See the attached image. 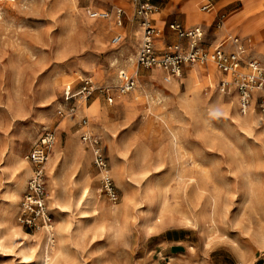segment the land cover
Instances as JSON below:
<instances>
[{"label":"rangeland","instance_id":"rangeland-1","mask_svg":"<svg viewBox=\"0 0 264 264\" xmlns=\"http://www.w3.org/2000/svg\"><path fill=\"white\" fill-rule=\"evenodd\" d=\"M240 1L244 8L249 0ZM259 4L261 11L243 12L250 17L238 37L246 50L243 73L252 60L264 62V0L253 3ZM237 7L234 1L217 19ZM119 9L126 12L121 27ZM128 16L125 4L114 6L110 0H0V264H35L44 247L53 264H216L223 253L234 264H264V249L256 242L257 235H264V95L254 90L244 113L232 86L230 93L221 91V82H231L233 76L216 69L213 54L216 48L235 53L226 50L231 40L209 51L211 62L199 67L201 77L195 66L169 84L162 71L138 68L139 48L123 55L124 40L112 44L115 37H124ZM109 20V31L97 29ZM197 27L204 31L208 50L206 31ZM248 37L259 42L252 39L250 46L242 40ZM155 46L160 52L175 50L158 41ZM247 58L252 59L243 61ZM120 72L137 80V90L120 93ZM215 73L222 80L214 81ZM86 80L92 82L93 95L67 102V88L75 94ZM96 95L107 105L92 103ZM126 99L131 102L123 108ZM153 109L159 117L149 124ZM66 120L70 124L64 128ZM165 122L172 126L175 142ZM46 132L56 137L46 165L53 216L49 231L26 228L20 213L32 175L26 157ZM85 135L100 142L117 203L101 192ZM57 144L64 156L54 162ZM20 159L29 169L23 182L16 173ZM87 197L98 207L87 205ZM79 203L86 204L88 213L76 236ZM216 209L217 224L208 231L204 222ZM14 233L28 235L23 253L13 245ZM181 241L185 250L172 245Z\"/></svg>","mask_w":264,"mask_h":264},{"label":"built area","instance_id":"built-area-1","mask_svg":"<svg viewBox=\"0 0 264 264\" xmlns=\"http://www.w3.org/2000/svg\"><path fill=\"white\" fill-rule=\"evenodd\" d=\"M136 6L137 16L140 18L142 37L137 53V66L147 70H161L167 79L177 80L182 76L184 68L195 66L208 67L211 58L210 53L205 49L204 31L196 27L187 31L181 26L172 24L171 30L175 31L180 38L189 41V48L186 52L176 46L173 52H160L156 49L157 30L151 21V14L155 11L153 0H130ZM203 11H210L211 6L202 8ZM125 12L117 10L118 26L123 25ZM106 19L107 15L97 16ZM121 37L113 39L112 44L118 45ZM243 52V50L241 49ZM213 62L216 69L226 75L233 76L231 82H222L221 91L230 93L229 87H233L237 92L240 109L246 112L250 107L254 90L264 89V62L252 60L246 64L247 72L243 73V62L239 53H227L221 48H216L213 54ZM119 91L122 95L132 92L136 87L134 77L125 72L119 74ZM94 93V88L90 80H86L81 90L73 93L71 88H67L65 100L73 101L75 98L87 100ZM75 109H72L74 112ZM83 141L90 148L93 156V166L101 176V192L112 202L119 201V194L114 181L110 175V167L107 158L101 149L100 142L95 136L85 135ZM56 142V137L52 132H46L33 146L31 152L26 157V161L31 164L32 175L28 181L26 192L20 203V213L22 225L29 229L51 230L53 227V216L48 208L49 194L47 191V170L46 165Z\"/></svg>","mask_w":264,"mask_h":264},{"label":"crops","instance_id":"crops-1","mask_svg":"<svg viewBox=\"0 0 264 264\" xmlns=\"http://www.w3.org/2000/svg\"><path fill=\"white\" fill-rule=\"evenodd\" d=\"M110 1L114 6L125 4L127 6V11L131 14V17L128 16V20L126 21V26L123 29L124 37L123 38L121 37V40H124L123 55H128L129 53L133 52V50H136L140 47L141 37H142L140 18L139 17L136 18V14H137L136 6L130 0H110ZM203 1H205V3H203ZM234 1L239 2V7L232 9L230 11H227L225 15L222 16L221 19L218 20L217 15L219 14V12H222L223 10H225ZM254 2L255 0H249L247 3H245L244 8H242L243 5L240 0H153L152 3L155 7V11L151 14L150 18H151L153 26L157 30V36H156L155 41H158V44H160L161 46H165V47L167 46V49L169 51H172L173 48H175L176 46H179L182 48L183 52H186L189 48V41L187 39L180 38L175 31L171 30L170 26L172 24L177 23L184 30L190 31L196 28L197 25H202L208 37V50L206 48L205 49L208 52L212 51L215 47H218L224 44L225 41L228 40L229 38L231 37L238 38L242 35V32H241L242 25L247 26V23L250 19V17L244 18L243 12L261 11L260 4L255 6L253 5ZM202 4H203V7L211 6V10L203 11L202 10L203 7H202L201 12H198L197 9ZM214 10L216 12L214 17L201 16V13L204 15L212 14ZM191 15L192 17L190 18ZM155 16H157V19L154 18ZM168 21L171 22L169 25H168ZM225 21H228L227 25ZM252 27H253L252 29L260 28L259 26H252ZM262 27H263V30H262L263 32L264 22L263 24L261 23V28ZM162 33L164 34L163 37L160 36L162 35ZM252 39H254L253 43L259 42L257 38H250V37L243 38L242 40L247 41L250 44V46H252ZM240 43L242 44L241 41ZM226 50L234 51L235 47L232 46V44H229L226 47ZM245 53H246V50H245ZM245 53L243 55H245ZM250 59L252 58H247L243 61H247ZM197 67L199 69V66ZM188 69L189 68L183 69L182 76L184 74V71H187ZM191 70L192 69H190V71ZM190 71H188V74ZM199 71H200V77H201L203 74L200 69ZM180 79H177V80H180ZM220 80H222V75L215 73L214 81L218 82ZM174 90L176 89H173L172 91ZM262 94L264 95V89L259 92V95H262ZM121 97L122 95L117 98V103H118L119 98ZM95 100H98L101 103L107 105L104 97L101 95H96L94 99L92 100V103ZM185 244L186 243L184 241H181L176 244L172 243V245H176L177 247L181 246V249L185 248L186 246ZM168 245L169 243H167L165 248L170 247ZM216 264H234V263L232 262V259L230 256H228L226 253H223V260L217 261Z\"/></svg>","mask_w":264,"mask_h":264},{"label":"bare ground","instance_id":"bare-ground-1","mask_svg":"<svg viewBox=\"0 0 264 264\" xmlns=\"http://www.w3.org/2000/svg\"><path fill=\"white\" fill-rule=\"evenodd\" d=\"M90 14L91 15H93L94 17H97V16H101V15H103V14H106V13H97V14H92V12H90ZM107 15V14H106ZM107 17H108V15H107ZM192 17V16H191ZM112 21H113V19H111ZM112 21H104V22H101V24L99 23L98 25H97V29H99L100 28V30L101 31H105V32H107V31H109L112 27H113V23H112ZM97 24V23H96ZM99 27V28H98ZM100 33V32H99ZM107 34V33H106ZM120 34H121V32H120ZM101 35V34H100ZM228 40H231L233 43H232V45L235 47V52H237V53H239V55H240V57H242L243 56V54L245 53V51H241V49L243 50V48L241 47V43H240V41H239V39L238 38H234V37H231V38H229ZM119 52V51H118ZM117 52V53H118ZM123 53V52H122ZM114 58H115V56H114ZM115 61V60H114ZM119 61V60H118ZM113 63V62H112ZM122 69V68H121ZM121 71H123V70H121ZM193 73V72H192ZM193 75V74H192ZM68 80V79H67ZM164 81L166 82V83H172V81H174L173 79H167V77L166 76H164ZM136 82H137V80H136ZM173 87H175L174 85H173ZM135 89H136V87H135ZM134 89V90H135ZM133 90V91H134ZM137 90V89H136ZM132 91V92H133ZM67 92V91H66ZM131 93V92H130ZM129 94V93H128ZM126 95V94H125ZM84 101V100H83ZM108 101L110 102V103H112L113 102V100H112V98H108ZM130 102H131V100L130 99H126V100H124L123 101V108H127V107H129V105H130ZM131 107V106H130ZM83 108V107H82ZM158 110V109H157ZM126 111V110H125ZM154 111H156V109H153L152 110V114L151 115H149L148 116V118H147V121L149 122V124H154L155 122H156V118L157 117H159V116H157L156 114H154ZM129 114V113H128ZM147 114V113H146ZM73 115H71V117H72ZM166 123V126H167V128H168V130H170V132H172V138H173V140H174V142H175V140H176V135L173 133V128H172V126L170 125V124H168L167 122H165ZM70 124V120H66L63 124H62V127H66V126H68ZM175 132V131H174ZM56 143V142H55ZM70 145V144H69ZM64 153L61 151V149H60V146H59V144H57V146H56V149H55V154H54V156H53V160H54V162H57V159L59 158V156L61 157V156H64L63 155ZM13 156H15V157H18L15 153H13ZM67 158V157H66ZM63 161V160H62ZM65 161V160H64ZM17 162V161H16ZM19 163L17 164V166H16V173L18 174V173H21V175H20V177L22 178V182L23 181H25L26 179H27V177L29 176V169L26 167V166H23V165H21V159L18 161ZM65 164V163H64ZM61 165V164H60ZM66 165V164H65ZM54 170V169H53ZM58 177H59V169H58V171L54 174V180L55 181H57V179H58ZM17 178V177H16ZM20 179V178H19ZM54 181V182H55ZM23 184V183H22ZM17 185V184H16ZM198 185V189H200V191H201V187H200V183H198L197 184ZM15 192V191H14ZM8 194V193H7ZM16 196H17V193H16ZM88 198V197H87ZM97 199V198H96ZM95 200V199H94ZM87 202V203H86ZM97 202V201H96ZM96 202H92L91 203V201H90V199L88 198L87 199V201H85V203L87 204V205H89V203H91V204H93L95 207L97 206L98 207V204L96 203ZM13 203V202H12ZM14 204V203H13ZM86 204H82V203H79V209H78V216H80V218H78V220H77V225H76V232H75V234H76V236L79 234V230H81V228H82V224H83V220L86 218L85 216L87 215V211L85 210V207H84V205H86ZM97 208L96 209H94V211H93V213H97ZM165 211H161V215H162V213H164ZM207 213V212H206ZM204 215H205V213H204ZM218 215H219V211H218V209H216V210H214V213H213V215H211V216H209L210 217V219L208 220V221H205L204 223L206 224V227L208 228V231H213L214 230V227L216 226V224H217V217H218ZM208 216V215H207ZM204 217L205 216H203V217H200V219H198V220H195L194 222H193V226H199V224H200V221H201V218H202V222H203V219H204ZM164 219H161L160 221L162 222ZM189 221V220H188ZM162 224V223H161ZM24 234V233H23ZM27 236L28 235H22V234H20V233H14L13 235H12V242H13V245H16V246H19L20 248H22L21 249V251H22V253H23V251H25V249H26V247H27V244H26V238H27ZM256 242H257V244L259 245V248L260 249H264V235H257V238H256ZM11 244V243H10ZM15 247V246H14ZM16 248V247H15ZM30 250V249H29ZM27 251V250H26ZM32 252V251H31ZM31 252H28V253H31ZM42 252V255H41V257L38 259V260H36L35 261V264H45V263H48V264H53V261H49V252H48V248H43V250L41 251ZM25 254V253H24ZM241 254V256H242V258L245 256L244 254H242V253H240ZM57 255V254H56ZM25 256L27 257V255L25 254ZM29 256H30V254H29ZM27 258H29V257H27ZM51 258V257H50ZM25 259V258H24ZM55 259H56V257H55Z\"/></svg>","mask_w":264,"mask_h":264}]
</instances>
